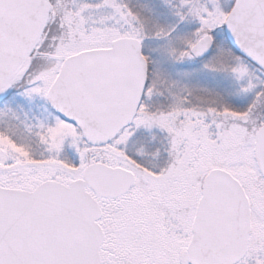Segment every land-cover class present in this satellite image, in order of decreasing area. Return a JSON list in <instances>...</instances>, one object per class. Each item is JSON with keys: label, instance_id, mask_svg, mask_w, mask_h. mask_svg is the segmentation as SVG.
<instances>
[{"label": "snow or ice", "instance_id": "snow-or-ice-1", "mask_svg": "<svg viewBox=\"0 0 264 264\" xmlns=\"http://www.w3.org/2000/svg\"><path fill=\"white\" fill-rule=\"evenodd\" d=\"M0 264H264V0H0Z\"/></svg>", "mask_w": 264, "mask_h": 264}]
</instances>
